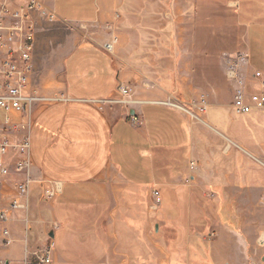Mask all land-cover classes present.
Returning <instances> with one entry per match:
<instances>
[{
	"label": "crops",
	"instance_id": "0c3cea01",
	"mask_svg": "<svg viewBox=\"0 0 264 264\" xmlns=\"http://www.w3.org/2000/svg\"><path fill=\"white\" fill-rule=\"evenodd\" d=\"M38 1L55 19L33 13L28 89L47 101L10 125L0 111V134H29L31 164L0 178V212L31 182L0 221V264L48 246L52 264H264V111L236 114L227 78L242 54L247 93L264 80V0ZM203 95L193 122L180 107Z\"/></svg>",
	"mask_w": 264,
	"mask_h": 264
},
{
	"label": "built area",
	"instance_id": "2783aa9c",
	"mask_svg": "<svg viewBox=\"0 0 264 264\" xmlns=\"http://www.w3.org/2000/svg\"><path fill=\"white\" fill-rule=\"evenodd\" d=\"M38 13L48 21H54L55 16L38 0H31L25 5L13 6V0H0V111L4 113L5 123L10 125V116L14 113L23 114L26 108L39 101L46 99L38 98L29 93L30 77L33 73L32 55L35 50L37 26L33 13ZM106 50L111 52L113 46L107 44ZM247 59L239 54L236 62L228 65L227 78L235 81L238 88L233 98V109L238 115H247L256 111H264V80L261 72L255 73V78L261 80L259 89L248 94L239 75V64ZM131 88H122L124 96L131 95ZM169 105L177 106L173 101ZM208 100L201 96L191 109L180 107L193 122H203ZM196 108V109H193ZM132 121H136L133 118ZM27 129V125H22ZM30 137L29 134L22 136L14 142L9 135L0 134V178L10 176L12 173H27L30 167ZM30 181L24 180L17 185L18 198L12 200L9 207L0 212V221L7 222L11 215L20 209H26V204L21 198H27L29 194ZM61 186L54 183L44 188V197L49 201H55ZM155 199L159 202V192H153ZM5 230L4 235L8 236ZM6 244H10L6 240ZM53 246H48L33 253V260H26L24 264H52Z\"/></svg>",
	"mask_w": 264,
	"mask_h": 264
},
{
	"label": "rangeland",
	"instance_id": "374dc122",
	"mask_svg": "<svg viewBox=\"0 0 264 264\" xmlns=\"http://www.w3.org/2000/svg\"><path fill=\"white\" fill-rule=\"evenodd\" d=\"M48 23L53 24V21H49ZM54 26L56 27L55 29H57L56 31L63 36V39H65V35H67V34L71 35L69 33H76L78 29L79 30H84V27L83 26H79V25L66 26L65 24L64 25H56L55 24ZM38 98L46 99L45 97H42V96H39V95H38ZM46 101H47V99H46ZM185 108L191 109L190 107H186V106H185ZM193 264H207V263L203 262V261L202 262L201 261H196V262H193Z\"/></svg>",
	"mask_w": 264,
	"mask_h": 264
}]
</instances>
